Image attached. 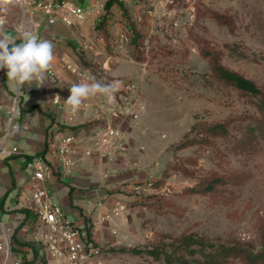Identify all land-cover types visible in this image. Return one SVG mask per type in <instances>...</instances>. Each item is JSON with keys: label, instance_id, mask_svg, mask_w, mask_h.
<instances>
[{"label": "rangeland", "instance_id": "obj_1", "mask_svg": "<svg viewBox=\"0 0 264 264\" xmlns=\"http://www.w3.org/2000/svg\"><path fill=\"white\" fill-rule=\"evenodd\" d=\"M79 1L87 17L75 27H58L63 33L53 41L55 59L71 61L73 69H89L95 78L106 72L110 79L132 80L140 86L146 108L128 132L125 154L111 161L95 155L86 162L85 175L67 185L72 191L96 193L99 204L120 211L103 225L94 226L91 218L85 223L93 264H162L126 251L191 234L264 251V141L250 150L236 143L240 127L254 125L261 116L254 100L212 81L204 57L213 53L226 69L260 87L264 97V0H113L109 10V0ZM218 15L230 17L233 26L219 24ZM62 66L61 72L48 73L54 98L61 100L66 76H75L70 65ZM10 113L18 120L16 100ZM225 121L231 122L232 139L179 149L188 136H197L201 127L192 132L197 124ZM7 144L23 148L14 134ZM92 177L98 181L82 182ZM214 178L224 181L215 192H198ZM62 186L59 198L66 193ZM11 207L15 204L0 208V264H47L23 220L15 218L20 209ZM8 218L19 222L24 246H14L18 243L4 226ZM227 264L244 263L233 259Z\"/></svg>", "mask_w": 264, "mask_h": 264}, {"label": "built area", "instance_id": "obj_2", "mask_svg": "<svg viewBox=\"0 0 264 264\" xmlns=\"http://www.w3.org/2000/svg\"><path fill=\"white\" fill-rule=\"evenodd\" d=\"M127 1L119 0L121 4ZM20 8L23 15L41 13L51 26L72 28L87 17V10L79 0H27ZM69 70L76 76L78 83L89 77L95 78L89 69H73L69 66ZM49 73L53 75V71ZM97 76L95 80L102 83L114 80L123 82V87L115 93V103L107 104L106 108L101 107V103L94 105L101 116L89 127L87 131L90 135L85 138H81L80 131H75L72 126L50 129L47 153L28 161L26 169L29 177L19 191L21 209L28 212V230L32 240L43 250L47 264H93L94 248L90 245L85 227L70 218L54 199L51 188L73 175L85 165L86 160L95 155L111 161L127 150L130 140L128 132L139 123L146 110L137 83L130 79H110L106 72H99ZM76 112L71 110L73 118ZM100 121L103 124H99ZM5 143L6 138L0 139V155L3 154ZM103 176L106 178L107 174L103 173ZM97 210L92 222L94 226L120 216V211L115 208L110 210L99 206ZM5 242L9 244L8 237Z\"/></svg>", "mask_w": 264, "mask_h": 264}, {"label": "crops", "instance_id": "obj_3", "mask_svg": "<svg viewBox=\"0 0 264 264\" xmlns=\"http://www.w3.org/2000/svg\"><path fill=\"white\" fill-rule=\"evenodd\" d=\"M18 8L20 9V6L13 8L12 13L9 14V23L6 25L5 31L12 38L17 37L19 28L23 25L39 38L48 39L53 43L54 39L63 33V30L58 29V27L69 28L61 25H48L45 16L41 13L29 12L23 15L22 9L19 11ZM80 23H77V25ZM57 60L59 59L54 60L50 71L61 72L62 68L60 69V65L62 66L64 62L67 63V66L70 65L72 67L73 63L71 61L66 59L63 62ZM6 72L7 69H0V134L7 131L5 136V152L0 156V200L6 197L4 202L6 209L8 206H12L13 203L15 207H11V209H20V214H15V216L18 215L15 218L23 220L20 221L23 222V229L28 230L26 221L28 212L21 209L19 202V191L26 184L29 177V172L26 169L28 161L32 160L34 156L45 155L47 153L48 132L54 127L72 126L73 129L79 128L81 138L90 135L87 131L90 125H87V122H97L101 116L100 111L94 105L101 103V107L106 108L108 103L104 94L91 95L84 101L87 105H82L73 118L71 108L63 104V101L70 95L69 89L71 85L78 83L76 76L74 78L66 76V81L68 82L66 84L67 89L66 93L64 92L62 95L61 103L63 106H60L58 105L59 103L54 101V85L51 76L46 78L43 85L37 86L34 82L31 86L25 84L22 88H19L16 82L8 79ZM14 100L18 102V120L14 119L15 121H13V118L16 117L14 115L11 117L10 115ZM88 105L91 106L87 107ZM29 109L32 110L28 112ZM16 129H19V131L17 132ZM12 134L23 144V148L20 151L8 147L7 141ZM132 135L136 140L134 132ZM125 152L126 150L122 154H125ZM28 156L32 158L27 159ZM85 165L79 168L73 175L62 182L56 183L51 188L54 199L62 205L70 218L77 220L84 227L88 219H95L98 207L103 206V204H99L97 201L96 193L85 190L72 191L67 186H74L72 184L78 178H82L81 176L85 175ZM3 170H7V172H3ZM97 181L98 179L94 177L91 180H82L86 185ZM62 185H66L67 189L66 193L59 198L57 194L59 189L62 191ZM15 220L11 221L8 218L4 226L7 232H12L13 241H17L18 244L14 243V246H24V232L19 229V222ZM5 236V238L9 237L8 234H5ZM28 238L32 240L30 232Z\"/></svg>", "mask_w": 264, "mask_h": 264}, {"label": "trees", "instance_id": "obj_4", "mask_svg": "<svg viewBox=\"0 0 264 264\" xmlns=\"http://www.w3.org/2000/svg\"><path fill=\"white\" fill-rule=\"evenodd\" d=\"M112 5L113 0H109L105 4V8L109 10ZM216 20L219 24L228 28L233 26L232 19L226 15H218L216 16ZM19 42L18 40L16 43ZM204 57L209 59L211 66L209 77L213 82H217L223 88L235 90L243 97L255 101V106L261 118L256 120L254 125L240 127L242 136L239 140H236L237 146L241 149H252L259 141H264V97L261 88L239 73L226 69L220 64L219 59L213 53L206 52ZM136 61L142 62V58L138 57ZM31 110L29 109L28 112ZM230 126V121L211 125L197 124L192 130L193 132L201 127L197 136L194 138H189L188 136L179 145V149H187L196 145H207L210 144L212 139H232ZM31 158L27 157V159ZM223 183L222 179L214 178L211 181H207V187L198 192L204 194L215 192L218 186ZM5 198L0 200V208H2ZM89 237L91 240L90 234ZM168 240H163L160 244L143 250L131 249L126 252L146 256L162 264H227L233 259H239L244 264H264V251L254 252L246 245L211 241L194 234L184 235L176 239L170 238ZM121 251L123 250L121 249ZM113 252H116V250L113 249Z\"/></svg>", "mask_w": 264, "mask_h": 264}, {"label": "clouds", "instance_id": "obj_5", "mask_svg": "<svg viewBox=\"0 0 264 264\" xmlns=\"http://www.w3.org/2000/svg\"><path fill=\"white\" fill-rule=\"evenodd\" d=\"M26 3L27 0H0V69H7L8 79L16 82L19 88L25 84L31 86L34 82L37 86L43 85L55 60L53 43L48 39L39 38L23 25L15 38L6 33L9 14L13 8L22 7ZM16 40L20 42L16 43ZM57 86L62 87L63 82L60 81ZM122 87L123 82L120 80L102 83L94 77H89L71 85L70 95L63 104L76 112L87 98L101 93L106 97L107 103L112 105L116 100L115 93ZM54 101L61 103V98L57 95Z\"/></svg>", "mask_w": 264, "mask_h": 264}, {"label": "water", "instance_id": "obj_6", "mask_svg": "<svg viewBox=\"0 0 264 264\" xmlns=\"http://www.w3.org/2000/svg\"><path fill=\"white\" fill-rule=\"evenodd\" d=\"M9 253H10V243H9Z\"/></svg>", "mask_w": 264, "mask_h": 264}]
</instances>
